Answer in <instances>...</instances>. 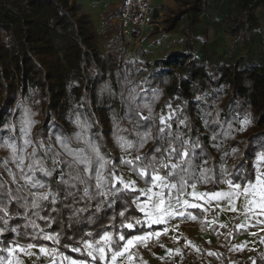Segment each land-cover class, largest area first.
Returning <instances> with one entry per match:
<instances>
[{"label": "trees", "instance_id": "16d2710c", "mask_svg": "<svg viewBox=\"0 0 264 264\" xmlns=\"http://www.w3.org/2000/svg\"><path fill=\"white\" fill-rule=\"evenodd\" d=\"M215 1L220 3V7L226 6L225 10H221L224 11L222 18L225 21L222 32L233 37L236 43L241 41L244 51L237 56L230 52L221 61L209 63L202 52L195 55L193 50L196 49L200 17ZM173 2L175 6L165 7L163 12V30L171 31L180 20L183 22V52L156 60L149 74L136 78L137 69L124 59L123 54L115 50L102 53L94 39L90 17L80 10V4L75 0H0V145L11 137L10 142L14 141L19 148L25 149L20 154L29 163L28 154L33 147L37 149L38 157L43 156L48 148L61 151L59 144L55 143V136H73L80 131L75 124L79 116L82 122L92 125L89 134L102 154L112 161L115 171L120 176L134 174L131 166L120 161L132 158L137 152L133 149L126 154L120 148L114 136L116 125L126 130L121 135L133 141L137 131L150 129L153 139L139 154H148L151 158L160 126L157 117L160 116V109L173 99L177 109L172 128L166 131L182 132L184 138L191 141L199 139L204 152L201 155L199 148L195 150L197 163L207 160L205 167L212 168L216 176L221 174L223 164L231 174L230 178L236 183H244L237 177L251 174L253 153L264 142V0ZM217 4L216 8H219ZM216 8L212 11L221 14ZM118 11H104L102 21L122 34L119 24L113 23ZM249 39L256 47L247 51L251 43ZM130 93L135 96L132 109L147 116L148 110L142 107L143 104L147 103L152 108L153 119L147 126L136 112L129 110ZM25 109L33 121L27 137L32 142L29 146L24 145V133L20 131ZM185 117L187 126L179 125L178 120ZM245 117L250 123L240 130L239 122ZM205 120L208 121L207 126ZM8 125H14L15 130H10ZM213 134L218 136L215 141L212 140ZM233 148L238 151L232 152ZM10 159V149L0 147V182H5V186L15 193L18 185L11 182L3 167L4 161ZM7 168L19 176L14 163H9ZM62 171L67 173L69 169L61 164L52 177L39 172L36 176L52 191H59L64 187L59 185ZM147 179L142 180L146 183ZM197 184L208 192L219 189L223 183L213 180ZM78 187L81 191L76 202L71 198L65 200L63 194L55 205L44 202L40 215L52 217L48 221L32 215L36 210L21 207L15 201L9 204V215L12 217L9 228L17 231L0 235V248L12 246L14 242L20 245L34 243L56 247L63 256L91 262L83 248L81 251L72 250L80 246L77 242L83 233L111 231L123 234L127 239L148 230L145 222L131 229L123 226V223L135 218L144 220L139 209L131 204L141 194L139 191L123 192L120 184H117V189L121 190L117 198L106 203L99 212L95 211L97 201L92 200L88 211L83 212L78 220L70 221L71 213L65 205L83 207L85 203L79 200L83 186ZM28 199L31 200V197ZM53 207L58 211L52 212ZM125 208L126 216L130 218L127 221L118 216ZM93 215L95 222L88 223V218ZM31 220L39 225L38 229L33 230ZM40 229L52 235L59 233L61 243L43 240L37 236ZM24 255L18 253L16 257L22 264H26Z\"/></svg>", "mask_w": 264, "mask_h": 264}, {"label": "snow or ice", "instance_id": "6c2138e0", "mask_svg": "<svg viewBox=\"0 0 264 264\" xmlns=\"http://www.w3.org/2000/svg\"><path fill=\"white\" fill-rule=\"evenodd\" d=\"M197 99H200V97H197ZM134 101L135 96L130 93L129 110L136 112L140 116V120L144 121L147 126L153 119L152 108L147 103L143 104L142 107L148 110V115L143 116L139 111L131 108V104ZM139 107L137 106V108ZM169 108H171V105H169ZM173 115L174 113L170 112L167 116L160 115L157 117L160 126L157 128V142L153 147L151 158H149L148 154H139L140 150L153 139L150 129L142 132L137 131L136 140L133 141L121 135V132L126 130H122L118 124L116 125L114 136L120 148L126 154L133 149L137 152L132 158L122 159L120 163L131 166V170L138 178L144 179L148 177L145 186L140 189H137L135 180H125L124 177L115 171L112 161L106 158L105 154H102L99 145L90 136L92 125L87 123V121L82 122L79 116L76 118L75 124L80 131L74 133L73 136H55V143L59 144L61 151L48 148L43 156L38 157L37 149L33 147L32 152L28 154L29 163H26V157L20 154L25 151L24 148H19L14 141L10 142L12 140L11 137L4 140L3 145H0V147L10 149L11 159L5 160L3 167L11 177V182L16 183L18 187L14 193L12 189L5 186V182H0V214H2L0 215V235L7 231H17L15 228H9V221L12 219L9 215V204L15 201L21 207L36 210L32 212V215L38 219L48 221L52 217L40 215V210L44 208V202H48L49 205H55L61 194H63L65 200L71 198L73 202H76L77 194L81 191L78 186H83L79 200L85 201V203L83 207L65 205L71 213L70 221L78 220L83 212L88 211L91 206L89 202L92 200L97 201L95 211L99 212L106 203H110L113 198H117L118 193L121 192L120 189H117V184L123 186V192L139 191L141 195L147 197L145 201H140L139 196H137L136 199L131 201V204L144 213L147 222L151 224H160L171 217L182 216L184 212L181 209L204 207L203 205L190 202L187 199L189 194L195 200L205 198L215 201L225 200L230 210L234 212L237 211L236 201L240 200L245 220H247L250 212L258 217L264 216V142H261L259 148L253 153L251 174L246 177L240 174L237 178L243 179L244 183H236L234 179L230 178L231 174L223 164L220 169L221 174L216 176L212 168L205 167L208 163L207 160H203L202 164L196 162L195 150L199 148L201 155L204 152L199 139L191 141L185 139L182 132L173 133L166 131L172 128ZM178 122L179 125L187 126V117L179 119ZM204 122L207 126L208 121L205 120ZM213 123L218 124L219 122L213 121ZM249 123L250 121L245 117L243 121L239 122L240 130H243ZM32 124L33 121L30 119L29 111L25 109L20 128V131L24 133L23 142L25 146H29L32 143L27 138ZM8 127L10 130H15L14 125H8ZM231 127L232 125L229 124V128ZM225 135H228V133H225ZM217 139V134H213L212 140L215 141ZM79 145H83V147ZM40 146L44 147L43 142H41ZM236 151L238 150L232 149V152ZM9 163L15 164L19 170V176L7 168ZM49 164L51 167H49ZM61 164H64L69 169L67 173L63 171L60 173L61 180L59 185L64 187L60 188L59 191H52L47 183L37 178L36 173L39 172L44 176L52 177L56 168ZM25 168H27V171H25ZM65 176H67L66 179L64 178ZM213 180L218 183H225L227 190L210 191L209 193H198L196 191L197 182ZM21 181H23L22 184ZM33 189H39L40 191H33ZM188 189H191L190 193L187 191ZM16 193H26V195H17ZM28 197H31V200ZM51 211L56 212L58 209L53 207ZM126 212L127 208H125V211L119 212L118 216L127 221L130 218L126 216ZM192 219L195 220L196 217L193 216ZM113 220H115V217H113ZM94 222V215L88 218V223ZM143 222L139 218H135L131 222L123 223V226L131 229ZM260 223L264 224V221H260ZM30 224L33 230L39 228L35 220H31ZM238 227H244V223L242 222ZM160 235L161 233L159 232H148L145 235L132 236L126 239L125 235L111 231L87 232L83 233L80 241L77 242L80 246L73 247L72 250L81 251V248H83L87 256L96 264H100V262H105V264H124L125 261L127 264H133L134 256L130 249L135 247L137 243L147 246L145 242L148 239L158 238ZM37 236L42 237L45 241H52L54 244L61 243L59 233L52 235L40 229L37 232ZM117 236L118 238H116ZM261 242L264 243V240ZM67 246L64 245V247ZM37 247L40 253L51 258L50 264H57L58 257L60 258L59 264L69 261V258L63 256L56 247L48 248L47 246L34 243L20 245L14 242L12 246L6 245L4 248H0V264H22L16 258L17 254L30 255L31 249ZM167 252L169 255L172 254L171 249H168ZM176 252L180 254L179 250H176ZM208 254L210 256L215 255L212 252ZM69 264H77V261L71 260ZM79 264H87V262L80 261ZM253 264H255L254 261Z\"/></svg>", "mask_w": 264, "mask_h": 264}, {"label": "crops", "instance_id": "0c3cea01", "mask_svg": "<svg viewBox=\"0 0 264 264\" xmlns=\"http://www.w3.org/2000/svg\"><path fill=\"white\" fill-rule=\"evenodd\" d=\"M75 1L80 4V10L88 14L91 24H95L100 20L102 21L103 12L107 11V8L114 6V3H116L117 9L119 0ZM155 2L157 3V0H153L152 8L153 16L157 18L163 14V8L165 7L161 3L157 4V7ZM217 3V1L211 2V7L208 8L206 14H203L200 19H203L204 16V21L212 25L214 15L223 14L224 11L221 10H225L224 8L226 7L225 5L220 7V3ZM216 4L219 8H216ZM215 8L216 10L219 9L221 14L216 11L213 12L212 10ZM212 12L215 14L213 15ZM116 18H113V20H116ZM224 22V19L221 20L219 25H223ZM199 23L196 31L197 37L199 34ZM222 33H220L221 36L223 35ZM252 48H248L247 51ZM230 52L228 50V53L220 57L219 61L227 57ZM209 54H204L209 63L218 62L208 59ZM128 174L129 180L137 182V189L145 186L142 179L132 173ZM221 190H227L225 183L219 189L211 191ZM187 191L190 193L191 189ZM196 191L198 193L210 192L204 191L201 184H197ZM139 199L140 201H145L147 197L141 195ZM187 199L192 203H197L204 207L181 209L184 215L171 217L160 224L147 222L144 213L141 212L148 230L133 234L132 236L145 235L148 232H159L161 235L158 238L153 237L148 239L145 242L147 246L137 243L135 247L130 249L134 256L133 264H253V261L255 264H264V243L261 242L264 240V224L260 223V221H264V216L258 217L250 212L248 213L247 220H245L240 200L236 201L237 211L234 212L230 210L225 200L215 201L208 200L207 198L195 200L190 194L187 196ZM193 216L196 217L195 220L192 219ZM242 222L244 223V227H238ZM168 249L172 250L171 255L168 254ZM176 250H179L180 254H177ZM209 252L215 253V255L210 256ZM68 258L69 261H77V264L80 261H85L72 257ZM24 261L26 264H50L51 258L40 253L37 247L31 249L30 255H24ZM69 261H65L64 264H69ZM86 262L87 264H96L93 261ZM57 264H59V261H57ZM100 264H105V262H101ZM124 264H127V262L125 261Z\"/></svg>", "mask_w": 264, "mask_h": 264}, {"label": "rangeland", "instance_id": "374dc122", "mask_svg": "<svg viewBox=\"0 0 264 264\" xmlns=\"http://www.w3.org/2000/svg\"><path fill=\"white\" fill-rule=\"evenodd\" d=\"M159 3H161L162 6L164 4V7L175 6L173 0H157V3L155 2L156 5ZM115 4L116 3H114V6L107 9H116ZM259 9L261 10V8ZM163 11H165V8H163ZM214 14L215 13H213V15ZM214 16L212 25L204 21V16L203 19H200L199 34L195 39L196 49L193 50V53L195 55H200L201 52L202 54L210 53L208 59L211 61H218L220 57L228 53V50L237 56L241 51H244L241 49L242 42H234V38L225 33H222L223 35L221 36L220 33L222 32L223 25L219 24L221 20H223V15L215 14ZM162 17L163 14L157 18L154 17L153 24L148 26V28L127 37L120 34L116 29L107 27V25L100 20L92 24V28L95 32L94 39H96L102 53L115 50L117 53L123 54L124 59L130 61L137 69L136 78H140L153 70V65L156 60L163 59L174 53L183 52L182 49H184L185 42V37L182 35L183 22L180 20L173 30L165 31L163 30L164 23L162 22ZM113 23L116 24L115 19ZM249 41H251V43L248 45V48L255 47L256 44L252 42L253 40L249 39ZM169 105H171V108H169ZM176 109V102L170 99V101L160 109V115L167 116L170 112L174 113ZM122 177H124L125 180H129L128 173L125 175L123 174ZM59 260L60 258L58 257L57 261Z\"/></svg>", "mask_w": 264, "mask_h": 264}, {"label": "built area", "instance_id": "2783aa9c", "mask_svg": "<svg viewBox=\"0 0 264 264\" xmlns=\"http://www.w3.org/2000/svg\"><path fill=\"white\" fill-rule=\"evenodd\" d=\"M153 0H119L116 24H119L123 36L137 34L152 25L154 16Z\"/></svg>", "mask_w": 264, "mask_h": 264}]
</instances>
